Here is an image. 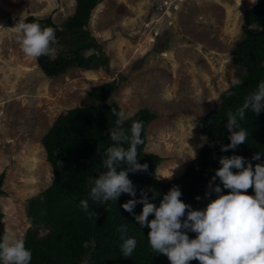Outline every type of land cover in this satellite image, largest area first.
<instances>
[{
	"label": "trees",
	"instance_id": "trees-1",
	"mask_svg": "<svg viewBox=\"0 0 264 264\" xmlns=\"http://www.w3.org/2000/svg\"><path fill=\"white\" fill-rule=\"evenodd\" d=\"M100 1L77 0L61 25L19 20L46 75L108 65L90 29ZM234 57L241 79L201 117L198 157L169 180L155 176L163 157L146 150L157 113L124 117L110 97L116 79L89 89L96 103L62 110L42 139L52 183L28 201L32 226L10 262L0 209V264H264V0L246 11Z\"/></svg>",
	"mask_w": 264,
	"mask_h": 264
},
{
	"label": "rangeland",
	"instance_id": "rangeland-1",
	"mask_svg": "<svg viewBox=\"0 0 264 264\" xmlns=\"http://www.w3.org/2000/svg\"><path fill=\"white\" fill-rule=\"evenodd\" d=\"M257 1L101 0L90 29L108 65L50 77L19 20L50 16L61 25L77 0H0V173L6 176L0 209L7 262L32 226L28 201L53 180L43 136L62 110L96 103L91 87L116 79L110 97L124 117L143 107L156 112L146 145L163 157L155 176L169 180L183 173L206 141L199 120L245 71L234 48L244 36L245 13Z\"/></svg>",
	"mask_w": 264,
	"mask_h": 264
},
{
	"label": "bare ground",
	"instance_id": "bare-ground-1",
	"mask_svg": "<svg viewBox=\"0 0 264 264\" xmlns=\"http://www.w3.org/2000/svg\"><path fill=\"white\" fill-rule=\"evenodd\" d=\"M196 146V145H195ZM167 172V171H166ZM169 172V171H168ZM162 175V174H161ZM164 175V174H163ZM166 177V176H165Z\"/></svg>",
	"mask_w": 264,
	"mask_h": 264
}]
</instances>
